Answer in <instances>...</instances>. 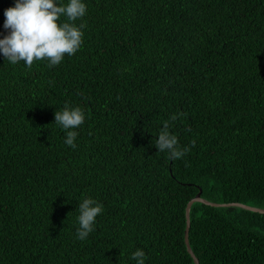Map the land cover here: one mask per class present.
<instances>
[{
  "label": "trees",
  "instance_id": "16d2710c",
  "mask_svg": "<svg viewBox=\"0 0 264 264\" xmlns=\"http://www.w3.org/2000/svg\"><path fill=\"white\" fill-rule=\"evenodd\" d=\"M83 2L84 43L58 66L0 53V264H136L138 248L194 264L199 189L264 209V0ZM14 6L0 0V39ZM65 103L86 114L75 149L54 123ZM177 112L170 132L196 144L170 161L154 144ZM86 196L104 211L81 241ZM188 216L199 264H264V212L196 201Z\"/></svg>",
  "mask_w": 264,
  "mask_h": 264
},
{
  "label": "clouds",
  "instance_id": "9594fccd",
  "mask_svg": "<svg viewBox=\"0 0 264 264\" xmlns=\"http://www.w3.org/2000/svg\"><path fill=\"white\" fill-rule=\"evenodd\" d=\"M4 15L3 27L10 31L0 39V53L12 65L23 62L30 70L34 61L46 60L49 68L55 67L63 61L65 54L75 55L84 43L87 24L83 18L87 15V4L83 0H68L67 4H60L58 0H15V6L6 9ZM78 20L81 23H75ZM184 115L177 112L163 121L155 140V148L158 152H166L170 161L182 159L196 144L193 139L189 145L181 146L177 135L170 132L172 122ZM85 119L84 109L69 103L55 112L54 123L64 132L67 146L77 147L76 129ZM78 211L76 237L83 241L94 231L95 218L103 213L104 207L96 199L86 196L79 203ZM131 258L136 264H145L147 256L138 248Z\"/></svg>",
  "mask_w": 264,
  "mask_h": 264
},
{
  "label": "water",
  "instance_id": "95a60500",
  "mask_svg": "<svg viewBox=\"0 0 264 264\" xmlns=\"http://www.w3.org/2000/svg\"><path fill=\"white\" fill-rule=\"evenodd\" d=\"M196 201L211 204L212 206H215V207H217V206H238V207H241L243 209L250 210V211L264 212V209H262V208H258L255 206H250V205H246V204L238 203V202H229V203L210 202V201H208V200H206L200 196V189H199V191L196 193V195L193 198H191L186 205V227H185V231H184V242L186 244V249H187L188 253L191 255L194 264H199V261L196 258V256L194 255V253L192 252L190 245H189V242H188V230H189V226H190L188 211H189L190 205Z\"/></svg>",
  "mask_w": 264,
  "mask_h": 264
}]
</instances>
